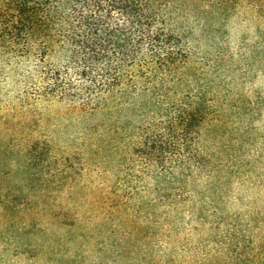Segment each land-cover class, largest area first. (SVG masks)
Wrapping results in <instances>:
<instances>
[{"label":"rangeland","instance_id":"374dc122","mask_svg":"<svg viewBox=\"0 0 264 264\" xmlns=\"http://www.w3.org/2000/svg\"><path fill=\"white\" fill-rule=\"evenodd\" d=\"M187 24L184 92L208 113L175 180L128 160L141 118L113 138L0 56V264H264V0H237L218 32Z\"/></svg>","mask_w":264,"mask_h":264},{"label":"trees","instance_id":"16d2710c","mask_svg":"<svg viewBox=\"0 0 264 264\" xmlns=\"http://www.w3.org/2000/svg\"><path fill=\"white\" fill-rule=\"evenodd\" d=\"M236 2L0 0V56L32 62L44 83L41 97L69 99L82 114L107 116L113 138H126L119 121L132 119L131 126L141 118L133 125L137 138L128 160L137 159L157 180H175L174 171L194 158L190 148L208 113L201 97L184 92V39L193 35L187 20L203 22L202 34L218 32L222 26L214 25L227 21ZM56 54L62 62H49ZM37 148L33 143L26 151L29 168H35ZM30 177L26 170L21 175L25 186Z\"/></svg>","mask_w":264,"mask_h":264}]
</instances>
